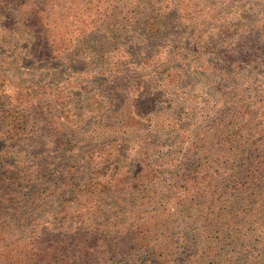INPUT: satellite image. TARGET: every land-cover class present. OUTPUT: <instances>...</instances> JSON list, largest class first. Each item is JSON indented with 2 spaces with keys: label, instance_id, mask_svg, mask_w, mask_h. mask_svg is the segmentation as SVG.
<instances>
[{
  "label": "rangeland",
  "instance_id": "rangeland-1",
  "mask_svg": "<svg viewBox=\"0 0 264 264\" xmlns=\"http://www.w3.org/2000/svg\"><path fill=\"white\" fill-rule=\"evenodd\" d=\"M7 1L0 0V130L9 110L31 109L16 119L20 137L0 133V230L25 218L29 196L52 188L41 215L75 232L86 224L59 212L69 203L93 212L96 199L75 190L102 191V168L121 170L111 187L119 191L122 174L146 156L168 173L173 160L214 152L195 148L199 142L228 150L223 134L240 124L238 135H256L264 152V0H38L42 12L23 9L27 22ZM60 26L73 42L64 56L52 52ZM38 36L48 47L34 48ZM122 145H130L126 155ZM89 217V225L102 220V208Z\"/></svg>",
  "mask_w": 264,
  "mask_h": 264
},
{
  "label": "trees",
  "instance_id": "trees-1",
  "mask_svg": "<svg viewBox=\"0 0 264 264\" xmlns=\"http://www.w3.org/2000/svg\"><path fill=\"white\" fill-rule=\"evenodd\" d=\"M11 1L24 22L29 21L30 13L23 9L42 12L38 0ZM149 21L146 24L152 28ZM29 27L37 34L41 31L38 25ZM101 28L79 29V33L88 36ZM62 29L60 26L55 31L58 40L65 43L58 41L52 51L60 56L73 43L64 37L70 30L62 33ZM41 42L38 36L34 48L48 47ZM30 109L9 110L0 130L5 134L1 135L20 137L24 124L18 128L16 119H26ZM16 113L19 118L14 117ZM242 126L223 134L228 150L208 142L200 146L199 142L195 148L210 147L214 152L187 156L181 159L184 163L173 160L168 173L163 164L152 165L146 156L136 162L130 175L122 174L125 187L119 191L111 187L121 170L110 175V168H102V191L96 192L90 184H79L75 190L77 196L90 193L96 199L93 212L87 207L84 212L73 210L70 203L59 212L67 222L86 224L75 232L59 230L41 215V205L56 191L48 188L32 194L27 198L31 208L25 218L7 223L8 231L0 230V264H115L130 258L142 264H264V152L257 147L260 141L256 135H238L244 131ZM129 149L130 145L120 146L121 155ZM95 152H102V148ZM238 163L242 164L234 168ZM101 208L102 220L89 225L90 213L97 214Z\"/></svg>",
  "mask_w": 264,
  "mask_h": 264
}]
</instances>
